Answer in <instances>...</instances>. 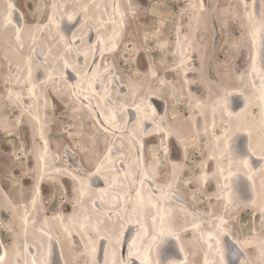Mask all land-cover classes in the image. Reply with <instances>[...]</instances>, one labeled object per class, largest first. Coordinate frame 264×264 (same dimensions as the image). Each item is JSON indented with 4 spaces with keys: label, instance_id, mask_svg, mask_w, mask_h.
Returning <instances> with one entry per match:
<instances>
[{
    "label": "rangeland",
    "instance_id": "1",
    "mask_svg": "<svg viewBox=\"0 0 264 264\" xmlns=\"http://www.w3.org/2000/svg\"><path fill=\"white\" fill-rule=\"evenodd\" d=\"M12 1L23 15H19L22 20L18 21L24 19L27 30L24 35L26 46L20 49L18 42L11 38L10 31L3 29L8 2L0 0V184L6 191V195L0 193V236L10 255L14 250L10 240L12 237L16 235V238H19L15 247L20 244L23 246L20 239V216L23 210L29 208L28 202L35 196L34 184L39 177V155L42 149V142L38 140L37 133L33 131L30 134L27 125L23 128V125L28 123L31 130H34L36 124L28 114V120L24 117V108L12 100L11 93L13 87L18 88L19 98L24 99L25 87L15 85L22 79H28L30 58L33 60L32 64H36L34 70L39 77H44L39 67H52L55 71L56 66H52L53 60L49 57L38 61V55H35L37 50L30 44V37L33 33L35 36L40 34L43 27L44 30L49 27V8L59 4L58 0ZM206 3L207 9L202 11L201 0H131L128 4L125 0L123 7L127 18L122 38L115 44H110L109 48L114 46L113 49L103 47L105 44L100 36L98 40L94 37L90 43L94 56L97 53L100 55L99 58L94 57L98 71L105 69L104 77L99 76L101 79L98 83L106 86L109 84L110 89L115 91L117 109L122 120L128 113L126 108L134 105H143L147 113L143 117L145 128L142 126L139 133L145 143L142 155L146 168L157 183L153 184L152 188L149 187L152 192L155 189L156 199L159 198L162 204L172 202L173 223L188 256V264H205L203 258L206 242L203 235L211 231L219 234L221 238L224 234L221 231L223 228L241 244L246 254L236 253L227 258V254L219 249L215 251L217 255H211L210 264H220L221 255L225 258L224 264H264L262 203L257 199V204H250L251 189L245 190L240 178H237L239 180L236 181V189L241 186L242 189L238 188L237 192L242 201L230 205L225 202V182L228 177L225 174L231 169L225 157L224 145L228 135L234 132L235 126L228 121L224 113L211 109L224 96L226 90L242 86L237 78L242 76V84L245 90H249L250 25L244 14L246 9L242 0H206ZM77 33L82 36L84 32ZM66 34L67 40L69 36H73L68 30ZM90 36L88 30L87 35L83 34L84 41ZM41 41L43 46L51 45L46 36ZM78 45L81 46L82 42ZM94 47L97 49L94 50ZM52 48L58 52L57 48ZM40 50L42 53V48ZM106 53L110 54L105 55ZM184 59L187 61L189 81L185 80L182 73L184 68L179 67L180 61ZM55 76L51 73L47 84L57 82ZM44 94L48 98V116L45 119L43 134L49 140L55 164L66 166L72 172L59 170L57 174L48 170L43 174L41 182L45 185L38 201L40 214L44 215L43 220H49L61 242L64 264H100L99 252L92 261L89 249L100 248L102 236L97 233H83L77 218L81 213L80 203L86 205L88 200L94 197L88 192L81 198L75 178L82 181L89 177L97 163L105 160L106 150L117 142L112 140L110 134L98 129V121L96 118L92 119L96 116L88 111L85 107L87 105L80 101L79 94L72 89L63 90V97L67 98L60 97L61 105L54 102L48 87L45 88ZM241 102L231 100V109L237 110ZM149 103L158 111V116L154 119L148 115ZM44 107L45 102L40 105L41 110ZM249 116L258 125L259 138L264 141L262 118L256 111L249 113ZM146 120L149 123L146 124ZM131 126L136 128L137 121L131 123ZM166 130L171 133L170 141L164 139V135H155L160 132L168 135ZM125 135L119 139V149L125 152L123 163L126 162L132 167L134 178H129L137 181L142 179L144 170L137 162L131 160L128 149L131 136ZM150 135L152 136L149 137ZM239 138L235 143L237 154L248 158L245 138ZM258 163L250 164L252 167H258ZM259 174H263L262 169ZM257 182L258 190L262 192L261 178L257 179ZM134 190L135 188L129 187L126 195L129 201L123 202L122 206L116 209L118 214L114 213L115 222L119 221L118 227L121 224L126 225L127 232L124 233L122 229L119 236V232H110L100 225L102 230L109 232L105 234L111 239H124L128 235L130 225L138 223L132 202ZM171 199L173 201H170ZM11 205H14V208L10 207ZM99 205L103 206L100 202ZM8 208H12L13 213H8ZM152 215L151 212H145V224L148 229L141 227L136 233H146L144 236L148 238L150 235V241H153L141 243L144 250L142 258L146 257L145 264L152 263L149 256L151 253L155 258L153 246L158 240H153L155 232L152 230ZM63 222L70 231L60 229ZM137 229L135 227L136 231ZM216 241L215 239V246ZM174 248L173 246V250ZM128 252L133 254L132 248L127 246L125 255L128 256ZM133 256L136 257L134 254ZM170 257L172 254L168 250L161 252V261ZM173 257L178 258L180 255L175 253ZM52 258L53 263H60L54 252Z\"/></svg>",
    "mask_w": 264,
    "mask_h": 264
},
{
    "label": "bare ground",
    "instance_id": "2",
    "mask_svg": "<svg viewBox=\"0 0 264 264\" xmlns=\"http://www.w3.org/2000/svg\"><path fill=\"white\" fill-rule=\"evenodd\" d=\"M7 2L8 13L6 15V21L3 23V29H8L10 31L11 38L15 42H18L20 49L25 48L26 44L24 41V35H26L27 24L24 23V19L23 21H18L22 20L19 16L20 14L22 15V13L13 1L7 0ZM58 2V6H55L54 8H51L50 6L49 8V17L47 21L49 27L45 28V30L43 27L40 30V34L35 36L33 33L30 37V44H33V47L37 50L35 55H38V61H43L46 57H49L53 60L54 65L52 66H56L54 68L55 71L52 70V67L47 66L48 68L46 69L39 67L40 73L44 74V77H39L34 70L36 64L33 65V60L30 58L28 61V79H22L15 85L16 87H25L26 95L24 99L22 100L19 98L18 88H12V100L14 99V101L20 103L19 105L24 108V117H27L26 115L28 114L33 123L36 124V129L34 130H31V125L28 123L24 124L23 128L27 125V127L30 128V134L33 131L37 133L38 140L42 142V149L39 155V177L35 180L36 182L34 184L35 196L32 197L30 202H28L29 208L23 210L20 216L19 228L22 232V237H20V239L23 246L20 244L15 247L16 241L19 238H16V235L12 237L10 240L12 242L11 246L14 250L10 255L8 247L0 236V258H2L0 264H55L56 262H52L53 252L60 260V263H57L64 264L65 262L61 242L54 233V229L49 220H43L44 215L40 214V206L38 203L43 192V186L45 185L44 182H41L43 174L48 170L54 171L57 174L59 173V170H65L69 173L72 172V170L66 166L61 167L58 164H55V160L51 155V145L48 138L43 134L45 119L48 116V98L44 94L45 88L47 87L49 88V95L54 102L56 101L59 104L61 103V98H67L63 97L64 94L62 93L64 89H72L74 92L78 93L80 101L83 104H86L87 106L85 107L89 109L88 111L96 116L92 117V119L96 118L98 121L96 124L98 129H101L106 134H110L112 140L117 142L116 145H112L111 148L106 150V156L104 155L105 160H101L97 163L89 177L82 179V181L75 178L78 183L80 197L83 198L88 192L94 197L93 199L88 200L86 205L82 202L80 203L81 213L79 216L76 215L78 223L80 224V229L83 233L88 235L97 233L99 236H102V244L100 248H88L90 250V256L93 258L92 261H94L99 252L98 261L100 264H114V262L124 264L125 261L129 260V252L128 256L125 255L128 246L132 248L133 254L136 255V257H134L130 252L131 264L133 262L134 264H145L146 257L142 258L144 250L141 247V243L153 241H150V235L148 238L144 236L146 234L145 232L143 235H140V233L137 235L136 233L139 232L141 227L148 229V225L145 224L147 219L145 212H151L153 214L151 219L153 224L152 230L155 232L153 240L155 241L157 238L158 240L156 241L155 246H153L155 258L152 253L149 255L152 261V263H150L158 264V262H161V252H166L168 250L172 254V257L167 258V260H174L176 261V264H182V262L183 264H188V256L184 251L183 245L179 241V235L173 223L172 212L174 210L171 209L172 202L170 204H162L159 201V198L156 199L157 196L155 195V189L152 192L149 187L151 186L152 188L153 184L157 185V183L152 179L146 168L145 158L142 155V152L145 150V143L139 133V129L143 126V117H145L144 115H147V113L143 109V105H134L131 108H126L128 113L126 114L125 119L122 120L120 118V112L117 109V99L114 94L115 91L110 89L109 86L111 85L109 84L106 86L101 84V82L98 83L101 79L99 76L104 77L103 72L105 69L102 68L101 71H98L99 67L96 65L97 61L94 60V57L99 58L100 55L97 53L96 56H94L92 52L93 46H91L90 43L93 41L94 37L98 40L100 36L101 41L105 44L103 47L113 49L114 46L109 48L110 44H115L117 40L122 38L123 28H125V20L127 18L123 7L125 0H58ZM126 2L128 4L131 0H126ZM242 2L247 3L248 5L244 14L250 25V33L248 31L250 34V87L248 91L245 90V86L242 84V76L239 78H237V76L236 78L242 86L240 88L226 90L224 96L221 97L217 104H214L211 109L224 113L228 121L235 126L234 132H231L228 135L224 145L225 157L231 169L228 174H225L226 177L228 176L225 182L227 186L224 195L225 202L230 205L234 204L233 202L236 203L242 201V198L239 197L237 192L239 186L236 189V181L239 180L237 178H240L241 181H243L242 187L245 190L251 189L252 199L249 200L250 204H253V202H256L258 199V202L261 201V208L264 210V159H262L264 158V141L262 138H259L258 125L255 124L249 116V113L251 114L253 111H256L264 123V30L253 31L252 27V25H255L256 28L260 27V1L252 0L251 2H248V0H242ZM201 4L202 11H205L207 9L206 0H201ZM249 13L252 14L251 21L249 20ZM69 17H71V19H69ZM92 24L94 26H92ZM67 30L70 34L76 32L73 34L72 38L69 36V40L66 39ZM88 30H90L91 36L87 41H84L83 34L85 33L87 35ZM78 31L84 32L82 36L77 33ZM45 36L47 40L51 42V45L43 46L41 44V40H43ZM34 40L35 42H33ZM81 42L82 45L79 46L78 44ZM100 42H98L97 47L100 46ZM53 46L57 48V53L52 48ZM41 48L43 50L42 53L40 50ZM96 49L97 48L94 47V50ZM99 50L100 48L98 51ZM182 50L184 51L183 48ZM108 54L110 53H106L105 55ZM186 62L185 59L180 61L179 67L184 68L182 73L184 74L185 80L189 81L190 77L187 74L188 69H186ZM95 65L97 66L96 68ZM51 73L56 75L54 79L57 80V82L54 84H47V79H50ZM97 76L99 77L98 80L96 79ZM24 77L25 76H23V78ZM44 80L46 81L44 82ZM114 87L117 88L115 85ZM231 100L242 101V104L238 109L233 107L234 109H237L234 111L231 109ZM43 102L46 103V107L41 110L40 105H42ZM83 104L82 106L84 107ZM83 109L86 111L85 108ZM148 111V115L151 119L158 116L157 109L151 103L148 104ZM28 117L26 118L27 120L29 119ZM128 118L129 120H127ZM135 120L137 121L138 126L132 128L131 123ZM147 123H149V121L146 120V124ZM150 124H153V122H150ZM144 128L145 126H143V129ZM136 129L138 130V133L136 132ZM166 132L168 135H165L163 132L156 133L155 135H164V139H169L170 141L171 133L168 130H166ZM125 134L131 136L129 142L130 146L128 147L131 160L134 161V163L137 162L139 167L144 170L142 179L140 178L137 181L136 179L133 181L129 178L130 176L131 178H134L131 171L132 167L130 164H126V162L123 163L122 159L125 157V152L119 149V139H121V136L125 137ZM151 136L152 135L149 137ZM239 137L245 138V148L248 158L241 157L242 155L239 156V154H237L235 143L238 141ZM114 149H116V151ZM141 157L144 158L143 163ZM244 160L248 161L247 165L243 163ZM251 162L252 164L259 162V165L257 164L258 167H256V165L255 167H252L253 165L251 166ZM261 169L263 170L262 175L259 174ZM67 178L70 177L67 176ZM259 178H261L263 184L262 192L258 190L257 187V179ZM244 183H246V185ZM129 187L135 188L132 202L138 223H132V225H130L128 228V235L124 238L125 240L121 237L111 239L106 235L107 233L109 234V232L102 230L100 225L103 226V229H108L110 232H119V236L122 229L124 230V233L127 232L126 225L121 224L120 227H118L117 223L119 221L115 222L116 217L114 216V213L118 212L116 209H119L123 202L129 201L126 197ZM0 193L6 195V191L1 184ZM240 195L241 197H244L246 194ZM170 201H173V199ZM99 202L102 203L103 206H100ZM10 207L14 208V205H11ZM7 211L8 213H13L12 208H8ZM22 214L24 215L22 216ZM135 227L138 228L137 231L135 230ZM60 229L70 231L64 222L61 223ZM221 231L224 232L223 237L221 238L219 237V234L216 235L211 231H208L203 235L206 242L203 263L210 264L211 255H217L215 251L219 249L227 254V258H230V255L236 253L246 254L245 249L226 228H223ZM75 232L76 231H74V234ZM161 233H163V235H161ZM11 235L13 236L14 234ZM215 239L217 240L216 246L214 243ZM173 246L175 247V251L173 250ZM171 247L172 249H170ZM93 249H95L94 254ZM175 253H178L180 257H173ZM223 259L225 260V258Z\"/></svg>",
    "mask_w": 264,
    "mask_h": 264
},
{
    "label": "snow or ice",
    "instance_id": "3",
    "mask_svg": "<svg viewBox=\"0 0 264 264\" xmlns=\"http://www.w3.org/2000/svg\"><path fill=\"white\" fill-rule=\"evenodd\" d=\"M243 6L245 7V9H247V7H248L247 3H244ZM260 8H261V11L259 13V25H260V27L256 28L255 25H252L253 31H262V30H264V0H260ZM69 19H71V17H69ZM249 20L250 21L252 20V14L251 13H249ZM138 123H139V121H138ZM262 159H264V158H262ZM243 163L245 165H247L248 161L244 160ZM161 235H163V233H161ZM94 252H95V249H93V254H94ZM262 254H264V250H262ZM130 258H131V253H129V260L125 261L124 264H131ZM0 260H2V258H0ZM114 264H118V262H114ZM158 264H176V261L169 259V260L158 262ZM182 264H183V262H182ZM220 264H224L222 255L220 257Z\"/></svg>",
    "mask_w": 264,
    "mask_h": 264
},
{
    "label": "flooded vegetation",
    "instance_id": "4",
    "mask_svg": "<svg viewBox=\"0 0 264 264\" xmlns=\"http://www.w3.org/2000/svg\"><path fill=\"white\" fill-rule=\"evenodd\" d=\"M34 163H35V165L37 164L36 161H35ZM34 182H35V181H34ZM1 185H2V184H1Z\"/></svg>",
    "mask_w": 264,
    "mask_h": 264
}]
</instances>
